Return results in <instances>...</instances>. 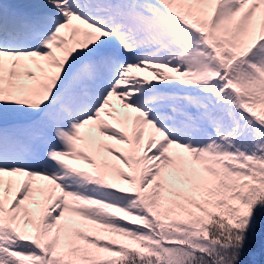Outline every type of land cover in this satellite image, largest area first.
I'll use <instances>...</instances> for the list:
<instances>
[{"label": "snow or ice", "instance_id": "snow-or-ice-1", "mask_svg": "<svg viewBox=\"0 0 264 264\" xmlns=\"http://www.w3.org/2000/svg\"><path fill=\"white\" fill-rule=\"evenodd\" d=\"M0 264H264V0H0Z\"/></svg>", "mask_w": 264, "mask_h": 264}]
</instances>
